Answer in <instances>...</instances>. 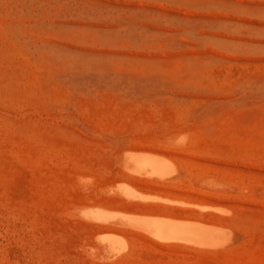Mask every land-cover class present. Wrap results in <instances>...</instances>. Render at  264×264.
I'll list each match as a JSON object with an SVG mask.
<instances>
[{"label": "rangeland", "instance_id": "1", "mask_svg": "<svg viewBox=\"0 0 264 264\" xmlns=\"http://www.w3.org/2000/svg\"><path fill=\"white\" fill-rule=\"evenodd\" d=\"M0 264H264V0H0Z\"/></svg>", "mask_w": 264, "mask_h": 264}, {"label": "bare ground", "instance_id": "2", "mask_svg": "<svg viewBox=\"0 0 264 264\" xmlns=\"http://www.w3.org/2000/svg\"><path fill=\"white\" fill-rule=\"evenodd\" d=\"M174 176H175V175H174ZM174 176H172V178L175 180ZM175 177H176V176H175ZM168 178H169V177H168ZM178 178H179V176H177V180H178ZM165 179H166V178H165ZM170 179H171V177L169 178V180H170ZM179 179H180V178H179ZM166 180H167V179H166ZM161 181H162V180H161ZM172 181H173V180H172ZM166 182H167V181H166ZM181 207H182V206H181ZM156 223H158V222H156ZM158 225H159V224H158ZM159 228H160V227H159ZM163 228H164V227H163ZM187 228H188V227H187ZM194 228H195V227H194ZM196 229L198 230V228H196ZM188 230H189V229H188ZM194 231H195V230H194ZM164 232H167V231H164ZM192 232H193V231H192ZM200 232L202 233V232H205V231H202V230H201ZM200 232H199V233H200ZM184 233H186V232H184ZM184 233H182V234H184ZM188 233H189V232H188ZM188 233H186V234H188ZM193 233H194V232H193ZM196 233H198V232H196ZM190 234H191V232H190ZM190 234H188V235H190ZM194 234H195V233H194ZM201 235H202V234H200L199 236H201ZM203 235L205 236V235H207V234L204 233ZM185 236L188 237L187 235H185ZM189 237H190V236H189ZM200 238H201V237H200Z\"/></svg>", "mask_w": 264, "mask_h": 264}]
</instances>
